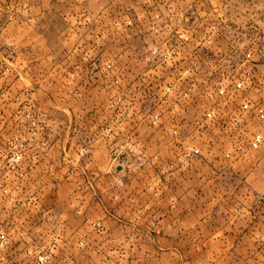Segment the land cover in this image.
I'll list each match as a JSON object with an SVG mask.
<instances>
[{
    "label": "rangeland",
    "instance_id": "rangeland-1",
    "mask_svg": "<svg viewBox=\"0 0 264 264\" xmlns=\"http://www.w3.org/2000/svg\"><path fill=\"white\" fill-rule=\"evenodd\" d=\"M261 11L254 0H0V264H56L59 246H84L64 238L73 230L121 231L107 238L132 260L151 258L158 236L165 259L181 191L228 181L236 162L260 189ZM214 160L221 173L204 165ZM198 202L193 214L213 205ZM262 202L218 206L255 211L240 217L263 226L250 243L180 256L264 264Z\"/></svg>",
    "mask_w": 264,
    "mask_h": 264
},
{
    "label": "crops",
    "instance_id": "crops-1",
    "mask_svg": "<svg viewBox=\"0 0 264 264\" xmlns=\"http://www.w3.org/2000/svg\"><path fill=\"white\" fill-rule=\"evenodd\" d=\"M254 1L255 5L257 4L259 6H264V0ZM263 13L264 12L261 11L262 15H264ZM205 164L207 166L211 164L214 168L220 169L218 173H221V171L225 168L220 167L216 160H214L213 163L209 161L207 163H204V165ZM230 165L231 167L230 169H228V171L230 172L229 174L231 178L228 179V181L223 182L222 174H219L220 176H214L213 178L209 177L207 183L208 185L212 184V187H209L208 189L206 188V186L200 188L199 190H197L195 197H193V193H185V190L181 191V194L178 195L177 198H179V205L180 202L186 203V205L182 206V209L173 211V218L171 219H176L177 221H179L181 226H174V228L168 229L169 238L167 240V243L171 252L168 254L167 258H162L161 253L157 252V250L162 249V243H160L161 239L158 236L153 237V239L151 240L152 244L148 245V248H152L153 250L151 258L132 260L129 258L130 256H128V247L119 245V247L125 248L127 255H125L124 259L118 260L120 252L118 251L119 247L118 245L112 244V241L107 237H119L121 231L118 232L119 234H116L117 231L108 229L104 230L103 232L88 231L82 233L83 235L81 236L79 231L73 230L72 232H70V234H63L65 236L64 238H69V235H71V239L75 238L78 240L83 238L82 242L84 243V246L74 245V247L63 246L60 248L58 244L59 248L53 251L56 264H215L218 261L222 262L223 264H229L233 262L236 264L237 262H246L248 264L258 263V260H262V258H259L258 256L248 257V260L244 262H242L241 258L239 259L238 257H235L233 261H229V259L224 256V251L218 257L210 259L205 256H201L198 258H184L180 256V253L186 251L182 249L192 243L199 250L207 249L214 243H217L220 247L225 249H231L235 246L238 247L240 244H245L246 241H248L249 243L251 242V235H253V233L250 234V232L255 233L258 228H261V230L263 229L262 225L256 227V222L251 224V221L249 224H247L243 222V218H241L242 220L240 219V217L246 216V218L249 220L250 217L255 214L254 210H251L249 213L248 210L242 208L237 209L233 206L218 209V206L221 205V202H229L232 197L241 200L246 199V203H248L249 201L254 200L256 195L264 194V178L261 179V188L255 189L253 188V185L255 183L253 181L254 179L250 182L251 178H249L248 176L249 173H247V166L242 167L245 170V176H242L243 173L242 171L240 172L241 168H238V165L241 164H238L236 162L233 164L231 163ZM238 176L241 180L244 179V184L242 185L244 189H242V187L240 186V188L236 190V187L239 184L238 183L235 184V187H231L229 191L226 192L225 188L222 187V185L226 183H235V181H238ZM209 199L213 200V205L209 210L203 209L199 205L196 214L192 213V209H195L194 202L199 201L198 203H200L202 201H208ZM175 200L177 201V199ZM262 205L264 206V202H262ZM261 214L262 218H264L263 208ZM91 239H97L96 243L94 242V240L91 241ZM88 243H91L92 245L89 246L87 245ZM143 250L144 248H140V252H142ZM155 252L156 256H154Z\"/></svg>",
    "mask_w": 264,
    "mask_h": 264
},
{
    "label": "built area",
    "instance_id": "built-area-1",
    "mask_svg": "<svg viewBox=\"0 0 264 264\" xmlns=\"http://www.w3.org/2000/svg\"><path fill=\"white\" fill-rule=\"evenodd\" d=\"M247 58L249 57V55L246 56ZM242 86L241 83L237 82V84L235 85V87L237 89H240ZM242 108L243 110L249 112L250 110H252V105L250 104V102L246 101L242 104ZM255 115L257 117V119L264 124V107H255ZM262 135L260 133H254L252 136V139L249 143L250 148L251 149H256L260 146L261 142H262ZM191 151L195 154L199 153L198 150L196 149H191ZM1 238L3 237L2 235L0 236ZM45 257H39L38 261L40 264H43Z\"/></svg>",
    "mask_w": 264,
    "mask_h": 264
}]
</instances>
